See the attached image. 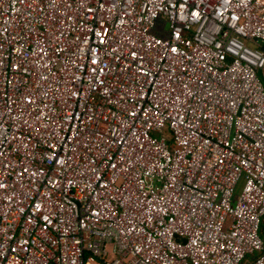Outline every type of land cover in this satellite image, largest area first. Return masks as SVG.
I'll return each instance as SVG.
<instances>
[{
    "label": "built area",
    "instance_id": "2783aa9c",
    "mask_svg": "<svg viewBox=\"0 0 264 264\" xmlns=\"http://www.w3.org/2000/svg\"><path fill=\"white\" fill-rule=\"evenodd\" d=\"M262 69L264 0H0V264H264Z\"/></svg>",
    "mask_w": 264,
    "mask_h": 264
},
{
    "label": "rangeland",
    "instance_id": "374dc122",
    "mask_svg": "<svg viewBox=\"0 0 264 264\" xmlns=\"http://www.w3.org/2000/svg\"><path fill=\"white\" fill-rule=\"evenodd\" d=\"M167 29V23L165 20H163L162 18H157L155 20V23H154V27L152 28V31L155 33V34H159V32L162 30H166ZM261 76H262V82L264 83V69H262L261 71Z\"/></svg>",
    "mask_w": 264,
    "mask_h": 264
},
{
    "label": "trees",
    "instance_id": "16d2710c",
    "mask_svg": "<svg viewBox=\"0 0 264 264\" xmlns=\"http://www.w3.org/2000/svg\"><path fill=\"white\" fill-rule=\"evenodd\" d=\"M261 224H262V222H261Z\"/></svg>",
    "mask_w": 264,
    "mask_h": 264
}]
</instances>
